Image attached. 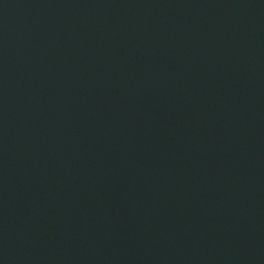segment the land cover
<instances>
[{"label":"water","instance_id":"water-1","mask_svg":"<svg viewBox=\"0 0 264 264\" xmlns=\"http://www.w3.org/2000/svg\"><path fill=\"white\" fill-rule=\"evenodd\" d=\"M0 264H264V0H0Z\"/></svg>","mask_w":264,"mask_h":264}]
</instances>
